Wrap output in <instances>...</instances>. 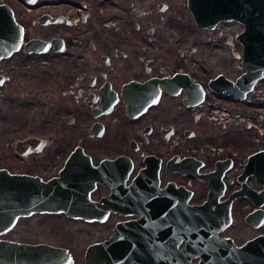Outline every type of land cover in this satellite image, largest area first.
I'll use <instances>...</instances> for the list:
<instances>
[{"label": "flooded vegetation", "instance_id": "obj_1", "mask_svg": "<svg viewBox=\"0 0 264 264\" xmlns=\"http://www.w3.org/2000/svg\"><path fill=\"white\" fill-rule=\"evenodd\" d=\"M32 3L0 0V5L12 11L24 35L20 49L0 60V92L15 91V67L4 63L17 55L20 63L37 62L42 68L62 65L64 72L50 76L64 85L57 105L35 106L43 112L38 131L17 138L5 154L6 162L0 164L7 177L9 207L0 241L11 247L10 264H38L46 259L56 264H86L88 248L110 240L117 227L120 253H134L150 264H215L219 254L224 255L221 261L231 254L238 264H264L262 250L236 256L247 243L264 238V184L254 175L243 182L239 179L248 156L264 151V138L253 137L245 143L244 152L236 150V143L213 145L198 122L202 117L215 124L213 118L206 120L207 110L196 117L197 106L185 107L183 89L172 95L159 88L156 102L135 117L126 115L122 95L133 94L128 89L131 84L188 74L179 67L169 72L139 62L136 49L152 43L157 30L125 24V15L129 9L135 16H148L150 8L142 11L134 3L127 8L126 0ZM163 6V11L160 6L157 11H166L167 5ZM34 14L29 21L28 16ZM28 21L37 29L35 35ZM32 40L42 41L47 50L26 52L24 46ZM34 75L38 78L41 73ZM177 97L184 111L179 115L168 102ZM207 98L206 90L202 103ZM27 99L35 102L33 97ZM249 101L244 113L252 118L254 103ZM207 103L203 106L210 111L217 107ZM261 105L264 98L257 106ZM255 125L250 121L247 128L254 130ZM192 127L200 136H195ZM18 131L28 132V123ZM239 191L254 193V199L263 203L256 206L248 195L233 198L228 225L214 235L211 228L201 227L202 238L196 243L200 255L188 260L186 208L202 206L210 197L211 207L223 208ZM258 211L263 217L246 220ZM207 219L212 218H200L202 223ZM45 251L52 253L46 256Z\"/></svg>", "mask_w": 264, "mask_h": 264}, {"label": "rangeland", "instance_id": "obj_2", "mask_svg": "<svg viewBox=\"0 0 264 264\" xmlns=\"http://www.w3.org/2000/svg\"><path fill=\"white\" fill-rule=\"evenodd\" d=\"M186 2L187 0H126L127 8L128 4L134 3V8H139L142 11L150 8L151 11L148 16L145 14L135 16L128 9L125 15V24L137 23L144 30L154 26L157 30L156 35L151 38L152 43H142L136 49L137 55L140 56L139 62L143 66L148 63L155 69L163 67L164 70L166 69L169 72H173L174 69L179 67L202 83L205 88L207 82L219 74L230 80H235L243 73V70L239 67L240 64L234 62L233 57H231L229 48L224 43V37L220 35V30L225 27L228 32L231 31L234 38L237 33L242 31V26L236 23H225L224 26L219 29L216 28L214 31L202 30L196 27ZM164 4L167 5V10L158 12L157 7ZM35 16V14L29 15V21ZM29 21L27 23L29 31L35 35L37 29ZM109 21L114 22V20ZM222 31L225 34V31ZM237 47L239 52L241 47L238 43ZM123 51L127 52L126 49H123ZM19 57L20 55H17L13 60L4 63V65L15 67L16 84L15 91L4 89L0 92V158L4 159V161L0 160V164L6 162L5 154L9 152L11 144L17 138L19 139L22 135L27 134L34 135L33 133L38 131V123L42 119L43 112L35 106L39 104L57 105L64 85L61 79L50 76V74L64 72L62 65L42 68L38 67V64H34L37 62L20 63ZM36 73H41V76L34 78ZM64 91L68 90L64 89ZM30 97H33L35 102L30 103L27 99ZM251 99L249 102L254 103V108L250 109L251 106L249 107L250 110H253L252 118H248L244 113L248 110L245 103L234 105V107H237V112H240L236 120L235 118L228 120L225 118L227 115H222L225 117H221L223 119L221 124L218 117L220 113L215 111L216 109L210 111L203 106L204 108L201 107L196 111V117H201L203 112L207 110L206 120H210L211 117L215 118L213 119L215 124H208L201 119L202 117L198 121L204 125V135L211 140L213 145L223 144L225 147V145L231 146L236 143V150L244 152L245 143L251 141L253 137L258 139L260 130L254 129V131L253 128H247V125L251 121V123L257 125V128L264 129V105L257 107L253 98ZM180 100L181 97L168 100L177 115L180 114L179 112L184 113L179 108ZM64 101L65 99H63ZM227 102L226 99L225 101L217 100L208 91L207 106L211 104V107L217 106L223 109L227 108ZM228 105L232 106V104ZM233 114H235L234 111ZM48 120L47 117L45 121ZM24 122L28 123L29 131L20 133L18 129L22 127ZM222 124H226V127ZM191 129L194 131L195 136H200L197 128L192 127Z\"/></svg>", "mask_w": 264, "mask_h": 264}, {"label": "water", "instance_id": "obj_3", "mask_svg": "<svg viewBox=\"0 0 264 264\" xmlns=\"http://www.w3.org/2000/svg\"><path fill=\"white\" fill-rule=\"evenodd\" d=\"M25 1L33 4L32 0ZM164 8L165 6L160 5L159 10L163 11ZM187 8L193 17L195 25L205 31H213L216 25L220 23L234 22V24L237 23L242 26V31L235 35V41L241 46V67L243 73L235 80H230L222 74L217 75L208 81L207 90L216 97L234 102H243L255 84L264 77V0H187ZM12 14V11L6 5H0V60L9 58L20 49L22 44L23 29ZM54 21L56 20H51V22ZM24 50L28 53H43L47 48L42 41L32 40L25 44ZM57 51H60V48H56ZM159 88L172 95L178 94L183 89L186 93V97L183 100L185 107L197 106L203 101L205 96V89L200 84L192 82L189 75L185 73L175 74L173 77L164 80H152L145 84H131L128 89H131L133 94L122 95V99L126 104V115L135 117L148 105L154 103L153 101L156 102L159 96ZM190 134L192 135V133ZM220 174L222 172L218 173V175ZM250 175H254L258 183L264 184L263 150L248 156L239 179L243 182ZM6 186L7 177L3 171H0V232L6 228L9 217ZM210 195H212L211 192ZM243 195H248L258 207L263 203L254 199V193L239 191L232 195L225 204L227 206L223 208L211 207L213 197H210V200L202 206L186 208V216L190 218L188 260L200 255L201 249L196 243L202 238L199 236L201 227L205 225V227L211 228L213 235L218 231V228L226 227L229 223L232 199ZM15 211H17V208H15ZM208 211H210V214ZM258 216L263 217L261 211L248 215L246 220L250 222L254 217ZM202 217L212 219H207L202 223L200 220ZM119 231L120 227H117L110 240L89 247L86 253V264H150L144 259L138 258L134 253H120ZM10 248L7 242L0 241V264H10L8 258ZM231 249L234 250L233 245ZM238 250V255L236 254L238 258H241V255H245L246 252L251 250H262L260 255L264 257V238L249 242ZM45 252H48L46 256H50L52 253L50 251ZM215 257L218 259L215 264H238L240 262L234 261L231 258V254L225 257V261L220 260L224 255L219 254ZM38 264L56 263L46 259Z\"/></svg>", "mask_w": 264, "mask_h": 264}, {"label": "built area", "instance_id": "obj_4", "mask_svg": "<svg viewBox=\"0 0 264 264\" xmlns=\"http://www.w3.org/2000/svg\"><path fill=\"white\" fill-rule=\"evenodd\" d=\"M223 30L225 31V44L228 46L229 48V51H230V54H231V57H233V59L235 61H237L239 58H240V53L238 52L237 49H235V46L233 44V41H232V36H231V33L228 32L225 27L223 28ZM262 97H264V81L256 88V90L254 91L253 93V98L255 100H258V99H261ZM216 109V110H215ZM215 111H217L218 113H220V115H218L219 117V121H220V124H221V121L223 120L221 117H224L222 115H229L230 114V110L228 108H223L221 109V107H215ZM211 110V111H213ZM212 118V117H211ZM215 119V118H213ZM222 126H224V124H222ZM256 129H259L260 130V135L262 136V134L264 133V129H260V128H257V125H255ZM264 128V127H263ZM259 140V138H258Z\"/></svg>", "mask_w": 264, "mask_h": 264}, {"label": "snow or ice", "instance_id": "obj_5", "mask_svg": "<svg viewBox=\"0 0 264 264\" xmlns=\"http://www.w3.org/2000/svg\"><path fill=\"white\" fill-rule=\"evenodd\" d=\"M153 102H155V101H153Z\"/></svg>", "mask_w": 264, "mask_h": 264}]
</instances>
